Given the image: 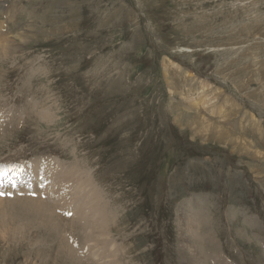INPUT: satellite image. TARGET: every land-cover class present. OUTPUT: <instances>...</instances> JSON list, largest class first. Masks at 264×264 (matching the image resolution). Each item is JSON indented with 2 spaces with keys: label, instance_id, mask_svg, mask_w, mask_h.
Masks as SVG:
<instances>
[{
  "label": "rangeland",
  "instance_id": "1",
  "mask_svg": "<svg viewBox=\"0 0 264 264\" xmlns=\"http://www.w3.org/2000/svg\"><path fill=\"white\" fill-rule=\"evenodd\" d=\"M0 43V163L76 165L108 217L46 224L56 196L5 181L0 264H264V0H0Z\"/></svg>",
  "mask_w": 264,
  "mask_h": 264
},
{
  "label": "bare ground",
  "instance_id": "2",
  "mask_svg": "<svg viewBox=\"0 0 264 264\" xmlns=\"http://www.w3.org/2000/svg\"><path fill=\"white\" fill-rule=\"evenodd\" d=\"M6 35V34H5ZM5 40V39H4ZM1 44V43H0ZM11 45V44H10ZM14 46V45H13ZM5 47V46H3ZM2 47V48H3ZM1 48V47H0ZM1 48V49H2ZM12 49L11 47H9V45L6 47V49ZM4 48L1 50L3 52ZM5 51V50H4ZM8 51V50H7ZM6 51V52H7ZM5 54V53H4ZM6 57V56H5ZM9 57V56H7ZM6 57V59H7ZM12 57V56H11ZM3 58V56H2ZM1 59V58H0ZM4 59V58H3ZM2 61V59H1ZM4 61V60H3ZM185 77H189L190 74L188 72H183ZM23 88V87H22ZM204 88V83L201 84V90H199L200 92H203ZM191 97L186 96V100L190 103L191 106H194L195 108L198 109V107L202 106L203 108V105H206L208 103H211L213 101V97L212 99H205L207 98L206 97H203L202 100H199V98H192V99H189ZM202 98V97H200ZM223 109V108H222ZM22 110V109H21ZM206 111H208L209 113H211L212 115L214 114H217L216 117L219 115V122L221 121L222 118H225V116H223V114L225 113V111H221V108H218L217 107H212L211 108H208V109H205ZM0 111L2 112L3 109H0ZM23 111V110H22ZM216 111L218 113H216ZM32 112V111H30ZM29 112V113H30ZM4 113V112H3ZM14 114V113H13ZM28 114V113H27ZM227 114V113H226ZM1 116V115H0ZM207 116V115H206ZM205 115H202L200 114L198 116V119H194L193 121H191L190 123L193 124V128L195 129V131L193 132L194 134L202 137L203 139H206V138H210V137H213L215 139H221L222 140V136L225 135H228L227 131L226 130H223L222 127H218L217 126V123L207 119ZM9 117V116H8ZM15 117V116H14ZM215 117V115L213 116ZM10 118V117H9ZM2 119V118H1ZM15 119V118H13ZM17 120V119H16ZM1 121V120H0ZM2 122H4L2 120ZM7 122V121H6ZM15 123V122H14ZM192 128V127H191ZM6 130V129H5ZM228 137V136H227ZM226 138V137H224ZM212 139V138H211ZM235 139V138H234ZM237 139V138H236ZM235 139V140H236ZM210 140V139H209ZM232 140V139H231ZM240 140V139H237V141ZM226 142L228 140H225ZM242 140H240L241 142ZM241 145V144H240ZM253 149V148H252ZM257 153V152H256ZM261 153V152H260ZM42 158V157H41ZM58 159V158H57ZM51 160H54L51 158ZM44 161V160H43ZM65 162V161H64ZM46 163V162H45ZM30 163L27 164V166H30L29 165ZM57 164L58 165H61L59 162L57 163H53L52 164V168L49 167V165H45L44 163L41 164V167L40 169H42V171L44 172H39L40 174V177L37 179V178H34L32 177L31 174H27V175H23V176H18L17 177V184L18 186H22V188L25 189V194L24 195H27V190L28 189H33V191L35 192L36 190H34L35 187L39 188L41 192H43V194H47L46 191L49 190L53 195H55L56 197L54 198L55 200H57V203H58V207H57V221L55 219L56 217V212H53L51 214H48L46 215L45 212H47L45 210L44 212V215L42 216L41 215V205L38 203L39 201H35L34 198L33 200L31 201V203H28L26 205H23L22 206V210H23V216H29V217H33V213H35V216L37 217L36 214L38 215H41V220L42 222L46 223V224H52V225H60V222L62 221H67L66 223H70L72 224L73 226L76 225V227L78 228H88L90 229V227H92L93 229H95V231L98 230V228L102 227V228H105V226H107V221L106 219L108 218L107 217V213L105 211L104 208H99L100 204L102 203V196H101V192L100 190L97 189L96 185L93 184L92 182V179L89 177V175L87 174V172H78L76 171L77 166L76 165H71L69 166L68 168L70 169L69 171H67L66 169L62 168L63 171H67V173H65L64 175L61 176V166L57 167ZM64 166V165H63ZM31 169V173L33 172H36V168L35 167H30ZM81 169V168H80ZM71 170H74V171H71ZM61 176V177H60ZM41 177H43V181H41ZM38 183L37 184H34L35 181ZM35 182V183H36ZM41 183H43V187H40ZM93 185V186H92ZM47 187V188H46ZM60 187H66L64 189H61L60 191L63 192L64 190V193L63 194H60L59 195V188ZM19 188V187H18ZM10 191V190H9ZM20 191V190H19ZM19 191L17 190V192L19 193ZM50 194V195H52ZM52 195V196H53ZM28 196V195H27ZM31 196V195H30ZM39 196V195H38ZM45 196V195H44ZM51 196V197H52ZM6 197V196H5ZM14 197V196H13ZM54 197V196H53ZM37 198V196H36ZM14 199V198H13ZM32 199V198H31ZM40 199V198H39ZM4 200V198H3ZM7 200V199H5ZM11 200V199H10ZM42 200V199H41ZM1 202V201H0ZM10 202V201H9ZM29 202V201H28ZM7 204V203H6ZM10 205V204H9ZM13 205V204H12ZM62 205H67V207H71L73 210V212L71 213L72 215L70 216V218L68 220H66L64 218L65 216V213H68V212H65V210L62 207ZM14 206V205H13ZM56 206V205H55ZM108 206V205H107ZM52 207V206H50ZM4 208V207H2ZM13 208V207H12ZM19 208V207H18ZM56 208V207H55ZM65 208V207H64ZM21 209V208H20ZM67 209V208H66ZM19 210V209H18ZM21 210V212H22ZM48 210V209H47ZM60 210V212L58 211ZM69 212L70 211V208L67 209ZM66 210V211H67ZM48 211H51V210H48ZM54 211V210H53ZM1 212V211H0ZM12 212V210L10 211ZM14 213V212H13ZM16 213V211H15ZM6 214V213H5ZM19 216V212L17 213ZM17 215V217H18ZM63 217H62V216ZM7 216V215H6ZM9 216V215H8ZM22 216V215H21ZM26 216V218H28ZM16 217V216H15ZM66 217V216H65ZM25 218V219H26ZM38 218V217H37ZM117 218V217H116ZM30 219V218H29ZM40 219V218H39ZM21 220V219H20ZM191 220V219H190ZM17 221V220H16ZM24 221V220H23ZM39 221V220H38ZM32 222V220H31ZM40 222V221H39ZM61 222V223H62ZM65 222H63V225H64ZM7 224V223H6ZM187 224V223H186ZM31 225V223H30ZM67 224H65L66 226ZM179 226V225H178ZM192 226V225H191ZM194 227V226H193ZM51 228V227H50ZM180 228V226H179ZM187 228V227H186ZM192 228V227H191ZM44 229V227H43ZM15 230V229H14ZM20 230V229H19ZM18 230V231H19ZM187 230V229H186ZM103 231V230H102ZM188 231V230H187ZM190 231V230H189ZM90 232V231H89ZM93 232V231H92ZM181 232V231H180ZM194 232V230H193ZM47 233V232H46ZM189 233V232H188ZM192 233V231H191ZM190 233V234H191ZM87 234H88V231H87ZM91 234V232L89 233ZM88 236H92V235H89ZM95 234V233H94ZM86 235V234H85ZM99 235H100V232H99ZM98 235V236H99ZM186 235V234H185ZM194 236V235H193ZM195 236H196V232H195ZM183 239H184V236H182ZM100 238V237H99ZM92 239V237H91ZM182 239V238H181ZM66 241V240H65ZM64 241V242H65ZM63 243V241H62ZM191 244V242H189ZM68 244H69V240H68ZM67 244V245H68ZM104 244V243H103ZM64 245V244H63ZM86 245V244H85ZM82 246V245H81ZM104 247V246H103ZM87 248V247H86ZM192 248V247H191ZM195 248V247H194ZM197 250V249H196ZM199 250V249H198ZM67 251H68V247H67ZM82 253L84 252L85 254L87 253L85 249H81ZM73 250L71 248H69V254L68 255H72L73 257H76L75 254H70L72 253ZM198 252V251H196ZM88 254V253H87ZM91 254V255H90ZM84 255V254H83ZM88 255L92 256L93 255H97L95 254V252H92V253H89ZM189 255V254H187ZM199 255V254H198ZM100 256V255H99ZM98 256V257H99ZM71 257V256H70ZM82 257V256H81ZM91 257V258H92ZM184 257V256H183ZM73 260V259H72ZM193 261V260H192ZM75 264H79V262H76ZM196 264H198V262H196Z\"/></svg>",
  "mask_w": 264,
  "mask_h": 264
},
{
  "label": "snow or ice",
  "instance_id": "3",
  "mask_svg": "<svg viewBox=\"0 0 264 264\" xmlns=\"http://www.w3.org/2000/svg\"><path fill=\"white\" fill-rule=\"evenodd\" d=\"M25 166L20 164H8V163H0V188H2L5 184V181H7L8 184H10L13 188H16L18 186L17 184V177L20 176L25 171ZM41 181H43V177H41ZM43 183H41L40 187H43ZM23 195V193H21ZM30 195L35 197L37 195L36 192H31ZM9 197L11 198L13 196L12 192H4L0 191V198L2 197ZM69 217L72 215L70 212L65 213Z\"/></svg>",
  "mask_w": 264,
  "mask_h": 264
},
{
  "label": "clouds",
  "instance_id": "4",
  "mask_svg": "<svg viewBox=\"0 0 264 264\" xmlns=\"http://www.w3.org/2000/svg\"><path fill=\"white\" fill-rule=\"evenodd\" d=\"M40 101L35 102L36 107L39 109L37 111V116L42 124L51 125L54 121L51 119L50 111L47 108L40 107Z\"/></svg>",
  "mask_w": 264,
  "mask_h": 264
}]
</instances>
